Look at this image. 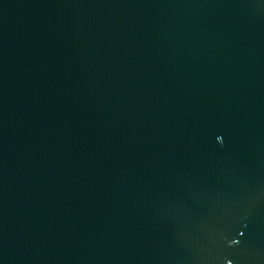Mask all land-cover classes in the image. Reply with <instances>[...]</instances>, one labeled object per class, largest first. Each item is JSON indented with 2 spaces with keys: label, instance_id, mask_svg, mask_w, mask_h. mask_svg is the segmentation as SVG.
Returning <instances> with one entry per match:
<instances>
[{
  "label": "water",
  "instance_id": "water-1",
  "mask_svg": "<svg viewBox=\"0 0 264 264\" xmlns=\"http://www.w3.org/2000/svg\"><path fill=\"white\" fill-rule=\"evenodd\" d=\"M0 264H264V0H0Z\"/></svg>",
  "mask_w": 264,
  "mask_h": 264
}]
</instances>
